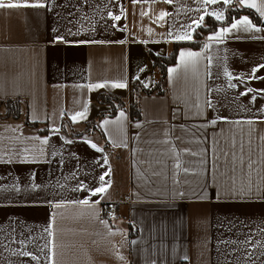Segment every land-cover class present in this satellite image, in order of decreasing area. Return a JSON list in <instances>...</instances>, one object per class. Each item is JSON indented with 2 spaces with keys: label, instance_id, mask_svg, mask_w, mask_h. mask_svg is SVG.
I'll use <instances>...</instances> for the list:
<instances>
[{
  "label": "crops",
  "instance_id": "obj_1",
  "mask_svg": "<svg viewBox=\"0 0 264 264\" xmlns=\"http://www.w3.org/2000/svg\"><path fill=\"white\" fill-rule=\"evenodd\" d=\"M4 2L45 7L0 8V104L21 101L0 119V264H264L259 11L260 31L210 39L241 15L180 47L162 86L152 54L231 4Z\"/></svg>",
  "mask_w": 264,
  "mask_h": 264
},
{
  "label": "trees",
  "instance_id": "obj_2",
  "mask_svg": "<svg viewBox=\"0 0 264 264\" xmlns=\"http://www.w3.org/2000/svg\"><path fill=\"white\" fill-rule=\"evenodd\" d=\"M236 3H237V0H235L234 3L229 6V8L227 9V17L223 21H219V20L214 19L211 16H207V18H205L204 23L197 28L195 32V39L192 41L176 43L173 54L170 57H160L157 55L153 56V60L155 64L161 68V74H162L163 79H165L166 77V65L170 63H174L176 61L177 52L180 47L192 46V47L198 48L199 46H202L203 45L202 39L205 38L206 35L213 32L218 26L224 23H229L234 18L239 17L241 15H246L257 22H261L260 17L253 9L246 8V7H239L236 5ZM160 60H162L163 63H160ZM11 100H15V99H9L7 103H9ZM135 106H136L135 108L131 109V117L133 119L141 117V108L138 105H135ZM6 114H8V116L12 115L13 117L17 118L20 114V106L15 107V108L11 107L10 112L6 111ZM27 123L33 127L39 126L38 123L30 122L28 119H27Z\"/></svg>",
  "mask_w": 264,
  "mask_h": 264
},
{
  "label": "snow or ice",
  "instance_id": "obj_3",
  "mask_svg": "<svg viewBox=\"0 0 264 264\" xmlns=\"http://www.w3.org/2000/svg\"><path fill=\"white\" fill-rule=\"evenodd\" d=\"M134 2H137V0H134ZM168 3H171L172 0H167ZM239 2L249 8H255L257 9V11H259L260 15L262 17H264V5H260L258 7V5L255 2H251L249 3V0H239ZM206 4H216V3H222V4H231L232 0H205ZM19 7H45V5L43 3H35V4H29L27 2H25L24 4L21 3H5L4 0H0V8H19ZM167 15V13H161L160 15V19H163V17ZM215 18L217 20H222L224 19L222 13L220 14H214ZM121 17L120 16H115L114 19L115 20H119ZM203 20V17H200V20H198L196 23L199 26L200 22ZM240 25H244L246 31L251 30V29H255L256 31H260L261 29L256 28L255 25L252 24V22L249 20V18L247 16L243 17L242 20H237L235 21L231 27H226V28H222L220 29L215 36L210 37V39H220L224 34L226 33H230L233 30L238 29V26ZM62 39V38H61ZM176 39H191V35L190 34H186L183 36H177ZM184 53H181V57L183 59L184 57ZM188 56L190 57H194L196 55H198L197 53H187ZM260 69H264V65H260L258 69H255L254 71H259ZM171 71H175V69H172ZM254 78H260V79H264V77H254ZM104 85H95V87H103ZM115 87H126V84L124 83H119L114 85ZM249 91L251 92L252 89H249ZM253 99H255V97H253ZM121 115H123V113H121ZM73 119H75V117H73ZM212 123H215V121H212ZM93 147H95V145H93ZM185 171H187V169H185ZM107 175V173H106ZM101 179L103 180L104 177H101ZM106 189L101 187V188H97L95 190V192L93 193V195H95L96 193H102L104 192ZM83 203H88L87 200L83 201Z\"/></svg>",
  "mask_w": 264,
  "mask_h": 264
},
{
  "label": "rangeland",
  "instance_id": "obj_4",
  "mask_svg": "<svg viewBox=\"0 0 264 264\" xmlns=\"http://www.w3.org/2000/svg\"><path fill=\"white\" fill-rule=\"evenodd\" d=\"M160 63H163L162 62V60H160ZM150 63H148V65H149ZM151 64H152V61H151ZM105 99H107V101L109 102V103H111L112 105H113V107H117L118 106V104L114 101V98H104L103 100H105ZM21 101L20 100H17V99H15V100H11L9 103H1L0 104V106L1 107H4V108H7V111L8 112H10V110H11V107H13V108H15V107H19L21 104ZM133 108H135V107H133ZM112 110V109H111ZM5 112L6 111H3L1 114H0V119H6L5 118V116H2L3 114H5ZM41 128H44L43 126H41ZM80 130H81V128H79ZM89 130H90V132L92 131V127L91 128H86L85 130L83 129L82 131L83 132H85V133H89ZM75 131H77V129L75 128ZM128 196V195H127ZM125 198H126V196H125ZM129 199V198H128Z\"/></svg>",
  "mask_w": 264,
  "mask_h": 264
},
{
  "label": "bare ground",
  "instance_id": "obj_5",
  "mask_svg": "<svg viewBox=\"0 0 264 264\" xmlns=\"http://www.w3.org/2000/svg\"><path fill=\"white\" fill-rule=\"evenodd\" d=\"M172 54H173V52H172ZM171 54V55H172ZM154 55H157V56H160V57H170L171 55H169V56H161V55H158V54H152V59H153V56ZM177 59V58H176ZM153 62H154V60H153ZM176 62V61H175ZM154 64H155V62H154ZM170 64H172V63H170ZM170 64H168V65H166V75H167V67L170 65ZM155 66L156 67H158L159 69H160V82H161V85L163 86V84L165 83V80H166V77H165V79H163L162 78V74H161V68L158 66V65H156L155 64ZM160 84V83H159ZM159 85H157L156 87H158ZM156 87L154 86L153 88H151V89H149V88H144V87H141V86H138L137 87V90H138V92H141V91H144V92H153V91H155L156 90ZM165 91V88L162 90V92H164ZM114 101L118 104V106L119 107H121V106H124V104L119 100V99H117V98H114ZM112 105V104H111ZM135 105H138L137 103H134V104H132V105H130V114H131V109L133 108V106L134 107H136ZM117 106V107H118ZM116 107V108H117ZM140 107V106H139ZM115 108V107H114ZM114 108H112V111L114 110L115 111V109ZM142 114V113H141ZM125 200H126V198H125Z\"/></svg>",
  "mask_w": 264,
  "mask_h": 264
},
{
  "label": "built area",
  "instance_id": "obj_6",
  "mask_svg": "<svg viewBox=\"0 0 264 264\" xmlns=\"http://www.w3.org/2000/svg\"><path fill=\"white\" fill-rule=\"evenodd\" d=\"M129 198V196H126V199H128Z\"/></svg>",
  "mask_w": 264,
  "mask_h": 264
}]
</instances>
